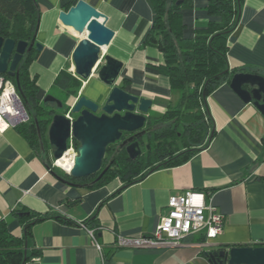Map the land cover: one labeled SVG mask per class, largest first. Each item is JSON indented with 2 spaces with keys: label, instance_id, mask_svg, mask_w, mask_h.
Wrapping results in <instances>:
<instances>
[{
  "label": "crops",
  "instance_id": "1",
  "mask_svg": "<svg viewBox=\"0 0 264 264\" xmlns=\"http://www.w3.org/2000/svg\"><path fill=\"white\" fill-rule=\"evenodd\" d=\"M77 1L36 0L40 16L35 42L42 50L28 72L36 78L40 101L61 72L73 75L71 56L81 37L60 23L59 13ZM83 1L106 17L105 25L114 33L105 54L123 64L117 86L150 100V116H162L175 107L181 92L172 90L168 78L157 71L163 62L161 52L144 45L154 19L150 4L146 0ZM206 5L207 0H193L192 8L180 12L184 38H193L209 20L219 21L207 15ZM226 44L229 68L264 75V0H244ZM81 83L77 97L103 102L110 91L94 73ZM76 98H70V106ZM205 109L213 129L205 147L184 164L155 170L127 187L119 180L95 190L67 185L53 176L16 129L0 132V221L6 222L10 234L22 237L13 211L23 208L61 217L31 227L25 251L27 256L38 255L25 264H227L214 263L205 253L264 247V116L227 83L206 98ZM188 191L207 194L223 215V229L216 238L190 234L181 246L164 249L115 246L118 235L153 232L168 211L169 198ZM94 217L104 261L85 228Z\"/></svg>",
  "mask_w": 264,
  "mask_h": 264
},
{
  "label": "trees",
  "instance_id": "2",
  "mask_svg": "<svg viewBox=\"0 0 264 264\" xmlns=\"http://www.w3.org/2000/svg\"><path fill=\"white\" fill-rule=\"evenodd\" d=\"M146 1L153 10L154 19L144 45L154 46L161 52L163 62L157 71L168 78L172 90L181 92V97L177 105L162 116H148L146 119L150 130L143 137L147 138L145 144H148V140L151 143L145 146L144 154L130 160L124 148L118 152L115 150L113 162L100 179L96 180L109 163L103 164L104 167L93 176L83 179H74L48 163L46 158L49 149L53 148L46 133L55 112L48 107L52 103L38 100L36 78L28 72L29 64L36 55L35 50L32 48L25 54L17 66L20 97L28 120L16 125L14 129L28 142L33 153L44 161L49 171L63 182L95 190L119 180L127 187L155 170L184 164L202 150L213 135L212 122L205 109L206 98L224 83L230 84L232 76L239 71L255 74L254 71L247 72L245 68H229L226 58V39L238 22L244 0H207V15L218 17L219 21L209 20L206 28L197 31L191 39L182 36L180 12L192 8L193 0ZM39 16L40 9L36 0H0V37L30 44L36 36ZM2 75L16 87L14 77ZM81 85V81L68 71L56 77L52 89L64 98L60 101L61 109L68 99L78 96ZM69 106L66 104L63 113L56 114L64 115ZM73 144L77 149L79 143L73 140ZM12 217L22 227L23 236H13L8 232L6 222L0 221V264H25L31 257L37 256L36 252L27 256L25 251L31 227L46 219H61L60 216L37 214L23 208L13 211ZM85 227L94 229L95 234L100 229L96 217L88 220Z\"/></svg>",
  "mask_w": 264,
  "mask_h": 264
},
{
  "label": "water",
  "instance_id": "3",
  "mask_svg": "<svg viewBox=\"0 0 264 264\" xmlns=\"http://www.w3.org/2000/svg\"><path fill=\"white\" fill-rule=\"evenodd\" d=\"M59 21L81 37L71 56L73 75L85 82L97 71V79L110 88L103 102L85 96L77 97L70 106V118L54 114L47 129V140L53 148L51 155L55 161L66 154L70 138L79 143L73 166L67 174L74 179H83L101 170L106 148L119 141L123 134L134 133L120 143V149L124 148L128 158L135 160L141 154L139 139L150 130L145 127L152 102L117 86L123 64L102 51V47L105 49L114 35L105 25L106 17L103 14L83 0H78L67 11L59 13ZM84 33L86 35L83 36ZM32 48L37 58L42 46L35 42V37L30 44L0 37V74L15 78L19 96L17 66ZM229 86L244 103H251L264 116V75L238 72L232 76ZM42 102L62 107V103L50 95L45 96ZM112 162L113 159L96 180L103 176ZM205 255L214 263L264 264L263 246L231 247Z\"/></svg>",
  "mask_w": 264,
  "mask_h": 264
},
{
  "label": "built area",
  "instance_id": "4",
  "mask_svg": "<svg viewBox=\"0 0 264 264\" xmlns=\"http://www.w3.org/2000/svg\"><path fill=\"white\" fill-rule=\"evenodd\" d=\"M67 117L70 118L69 115ZM27 120V113L15 85L0 74V132ZM66 154L74 161L76 150L72 138L67 141ZM53 166L58 167L57 160ZM167 208L166 215L160 219L153 232L138 237L118 235L115 246L133 250L175 248L182 245V239L187 235L202 233L209 240L222 232L223 215L207 198V194L188 191L182 195H173L168 200ZM85 228L92 245L102 257L94 229Z\"/></svg>",
  "mask_w": 264,
  "mask_h": 264
},
{
  "label": "rangeland",
  "instance_id": "5",
  "mask_svg": "<svg viewBox=\"0 0 264 264\" xmlns=\"http://www.w3.org/2000/svg\"><path fill=\"white\" fill-rule=\"evenodd\" d=\"M75 34L77 35V36H79L76 32H75ZM96 72L97 71H95L94 72V74L96 75ZM17 90V89H16ZM48 95H50V96H52V97H55L58 101H63V96L61 95V94H59L58 92H57V90H55V89H51L49 92H48V94L46 95V96H48ZM40 101V100H39ZM40 102H42V101H40ZM66 104L67 105H70V99H68L67 100V102H66ZM66 104H64V107L61 109V108H58L54 103H52V104H48V107H50V108H52L51 110L52 111H54L55 113L54 114H56V112L57 113H63V111H64V108H65V106H66ZM72 105V104H71ZM48 107H46V108H48ZM69 110H70V106H69ZM69 110L68 111H66V113L64 114L65 116H68L69 115ZM53 114V115H54ZM148 116H150V115H148ZM75 116H72V118H74ZM52 118V117H51ZM148 118V117H147ZM51 121V120H50ZM148 127V125L146 124V128ZM149 128V127H148ZM48 129V128H47ZM46 136H47V133H46ZM146 140H147V138L146 137H143L142 139H141V141H143V144H142V148H141V154L143 155L144 154V152H145V146H149L148 144H150L151 143V141L150 140H148V144H145V143H147L146 142ZM139 141H140V139H139ZM152 143H154L155 144V142H152ZM73 146H74V144H73ZM75 147V146H74ZM115 148H116V143L115 144H113L112 146H110V147H108V149H107V151H106V153H105V155H104V159H103V164L104 165H107L109 162H110V160L115 156ZM75 150H77V149H75ZM51 149H49V153H48V157L46 158L47 159V161H48V163L50 164V165H52L53 166V162L55 161L53 158H52V155H51ZM104 166H102V168H103ZM53 168H55L56 170H58V171H60L61 173H66V172H64L63 170H61L59 167H54L53 166ZM90 180H93V179H90ZM90 180H88V183H91V181ZM88 183H86V184H88Z\"/></svg>",
  "mask_w": 264,
  "mask_h": 264
},
{
  "label": "bare ground",
  "instance_id": "6",
  "mask_svg": "<svg viewBox=\"0 0 264 264\" xmlns=\"http://www.w3.org/2000/svg\"><path fill=\"white\" fill-rule=\"evenodd\" d=\"M83 36L86 35V33L82 34ZM102 51L105 52L104 47H102ZM57 166L63 170L64 172H69L70 169L73 166V161H72V157L65 154L62 158L57 160Z\"/></svg>",
  "mask_w": 264,
  "mask_h": 264
},
{
  "label": "flooded vegetation",
  "instance_id": "7",
  "mask_svg": "<svg viewBox=\"0 0 264 264\" xmlns=\"http://www.w3.org/2000/svg\"><path fill=\"white\" fill-rule=\"evenodd\" d=\"M146 128V127H145ZM148 128V127H147ZM134 133H129V134H123V137L119 140V141H117L116 142V148H115V150L118 152L119 151V149H120V143L122 142V140H124V139H126V138H128L129 136H131V135H133ZM115 144V143H114ZM139 144H140V141H139ZM141 147V146H140ZM142 148V147H141ZM102 165H103V163H102ZM101 169H102V166H101Z\"/></svg>",
  "mask_w": 264,
  "mask_h": 264
}]
</instances>
